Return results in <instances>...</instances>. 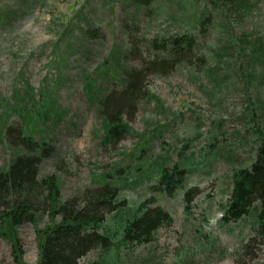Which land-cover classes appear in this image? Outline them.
Returning <instances> with one entry per match:
<instances>
[{
    "label": "rangeland",
    "instance_id": "374dc122",
    "mask_svg": "<svg viewBox=\"0 0 264 264\" xmlns=\"http://www.w3.org/2000/svg\"><path fill=\"white\" fill-rule=\"evenodd\" d=\"M159 1L162 10L142 12L124 0H0V172L26 149L16 140L32 127L23 126L21 117H33L2 104H13L16 92L28 91L36 102L52 100L60 109L62 117L46 125L39 172L41 178L56 177L62 201L126 176L129 184L121 196L135 205L151 196L146 177L138 182L143 185L134 183L140 159L175 160L182 151L194 162L185 187L157 201L173 217V226L160 227L151 244L124 250L117 264H264V246L251 238L253 220L224 225L220 212L230 198L234 171L255 159L253 126L264 127V110L246 117L251 102L264 103V61L250 51L256 45L264 60V0H210L213 20L197 39L199 56L167 76L149 77L146 88L155 98L141 100L136 115L125 117L129 134L105 143L99 101L120 86L112 78L102 82L97 70L110 52L116 50L127 67H141L146 58L132 39L175 31V23L192 21L183 12L196 13L206 4L197 0L192 8L190 0ZM249 62L256 65L253 72ZM88 78L102 86L94 101ZM7 125L12 133L5 132ZM49 223L41 213L36 223L26 222L14 233L7 226L9 236L0 237V264H37L38 232ZM99 257L94 251L81 264Z\"/></svg>",
    "mask_w": 264,
    "mask_h": 264
},
{
    "label": "trees",
    "instance_id": "16d2710c",
    "mask_svg": "<svg viewBox=\"0 0 264 264\" xmlns=\"http://www.w3.org/2000/svg\"><path fill=\"white\" fill-rule=\"evenodd\" d=\"M124 1L136 11L162 10L159 0ZM209 1L206 0L205 7L196 13H192V10L183 12L192 21L189 24L175 23V31L170 29L162 35L132 39L138 53L146 58L141 67H127L125 62L118 60L116 50L110 52L109 58L97 70L102 82L112 78L120 86L119 89L109 90L99 101L105 143L113 145L129 134L125 117L136 115L141 100L148 96L155 98L146 88L149 77L167 76L179 65L199 56L197 39L207 32L213 20L207 11ZM190 4L192 8L196 7L197 0H190ZM214 5L223 10V5ZM166 6L169 8V5ZM240 6L243 9L246 3H240ZM2 15L0 9V23L4 24ZM250 51L256 61L263 63V52L259 47L254 45ZM248 65L253 72L255 63L249 62ZM247 77L252 76L249 73ZM97 83L96 80L87 79L86 87L91 101L95 100L93 95L102 90ZM30 94L28 91L25 95L16 92L13 104L8 101L2 104V107L18 115H22L26 109V112L33 113V117H21L23 126L32 127L27 133L22 131L16 140L17 145H24L26 149L17 152L9 168L0 172V237L9 236L5 231L7 226L12 229L8 231L14 233L26 222L36 223L43 213L50 223L38 232L37 264H81L94 251L100 252V259L94 264H117L122 261L120 257L124 250L133 251L151 244L160 227L173 226V217L158 206L157 201L161 197L173 196L185 187L194 162L188 160L184 152L177 153L175 160L170 157L140 159V165L134 170V183L141 186L143 182L139 184V180L143 177L149 180L151 196L144 202L132 205L122 199L121 190L129 184L126 176L116 182L105 181L99 184V188L85 191L80 199L62 201L56 177L41 178L39 172L46 151L43 138L48 131L46 125L53 118L62 117L60 109L52 100L36 102ZM20 104L23 106L20 107ZM260 110H264L263 102H251L246 117H255ZM4 127L6 133L13 132L8 125ZM252 132L255 135V159L248 168L234 171L230 198L220 211L221 223L231 225L251 218V238L264 246V127L254 125ZM129 174L127 171L126 175ZM191 194V191L186 192L183 201L188 203ZM188 212L186 207L185 213ZM109 256H112V260Z\"/></svg>",
    "mask_w": 264,
    "mask_h": 264
}]
</instances>
